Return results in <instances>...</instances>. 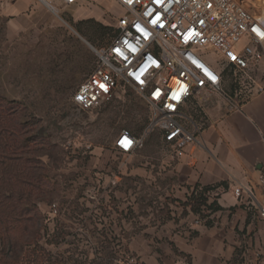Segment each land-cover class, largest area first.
Listing matches in <instances>:
<instances>
[{"label":"rangeland","instance_id":"374dc122","mask_svg":"<svg viewBox=\"0 0 264 264\" xmlns=\"http://www.w3.org/2000/svg\"><path fill=\"white\" fill-rule=\"evenodd\" d=\"M58 2L56 12L31 0L19 16L0 15V110L11 112L18 124L33 128L50 181L38 201L43 216L34 224L39 232V264H47L48 257L54 263L125 264L120 250L110 245L109 238L114 236L104 230L106 226H80L87 207L85 224L95 225L102 217L100 212H91L96 204L82 193L96 190V177L103 173L97 159L130 158L114 144L122 130L145 135L141 149L154 161L164 158L166 143L160 130L145 134L153 112L133 86L122 83L108 102L91 110L75 105L74 93L97 64L95 49L116 35L117 18L124 9L114 0H81L72 6ZM213 57L220 59L215 51ZM259 66L264 73V60ZM262 74H254L252 82L233 72L227 74L230 94L245 98ZM121 170L128 173L125 167ZM90 176L94 179L87 182ZM133 181L126 178L122 182L126 187ZM154 206L160 207V202ZM154 216V229L145 226L142 218L143 224L131 226V232H152L157 244L164 236L159 223L164 213L158 211Z\"/></svg>","mask_w":264,"mask_h":264},{"label":"crops","instance_id":"0c3cea01","mask_svg":"<svg viewBox=\"0 0 264 264\" xmlns=\"http://www.w3.org/2000/svg\"><path fill=\"white\" fill-rule=\"evenodd\" d=\"M30 5L31 0H0V15L19 16ZM262 75L243 99L230 94L225 75L223 92L185 104L187 125L197 139L184 155H175L166 144L160 161L150 159L141 147L128 160L97 159L103 173L96 177V190L82 195L96 204L91 212L102 217L95 225L85 224L87 207L80 226H106L115 238H109L110 245L120 250L125 264H264ZM126 178L134 180L132 186L123 185ZM238 187L243 188L241 196L235 192ZM158 202L160 207L154 206ZM158 211L164 213L161 243L154 244L152 232H131L142 218L154 229Z\"/></svg>","mask_w":264,"mask_h":264},{"label":"built area","instance_id":"2783aa9c","mask_svg":"<svg viewBox=\"0 0 264 264\" xmlns=\"http://www.w3.org/2000/svg\"><path fill=\"white\" fill-rule=\"evenodd\" d=\"M39 1L56 12L58 1L72 6L81 0ZM114 1L124 9L117 18V33L95 49L97 64L79 85L73 102L81 110H91L108 102L122 83L133 86L153 112L145 134L160 130L164 142L182 156L197 139L187 125L185 104L223 92L229 70L251 82L260 70L264 0ZM209 49L220 59L215 60ZM144 137L124 129L115 146L129 154L143 145ZM235 192L241 196L243 188Z\"/></svg>","mask_w":264,"mask_h":264},{"label":"trees","instance_id":"16d2710c","mask_svg":"<svg viewBox=\"0 0 264 264\" xmlns=\"http://www.w3.org/2000/svg\"><path fill=\"white\" fill-rule=\"evenodd\" d=\"M232 72L242 76L233 70L226 75ZM10 113L0 110V264H39L34 224L43 216L38 201L50 181L33 128ZM46 263L66 264L51 257Z\"/></svg>","mask_w":264,"mask_h":264}]
</instances>
